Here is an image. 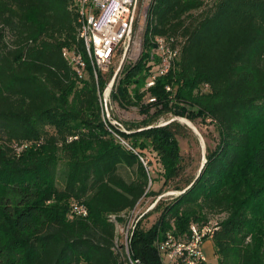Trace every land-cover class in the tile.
I'll return each mask as SVG.
<instances>
[{
	"label": "trees",
	"instance_id": "obj_1",
	"mask_svg": "<svg viewBox=\"0 0 264 264\" xmlns=\"http://www.w3.org/2000/svg\"><path fill=\"white\" fill-rule=\"evenodd\" d=\"M157 35L182 38V49L146 88ZM64 47L87 59L72 0H0V264H126L110 215L157 193L144 150L157 153L164 184L183 171L184 124L144 122L125 132L106 122L98 92L105 80L97 83L88 59L80 77ZM147 94L156 100L145 103ZM113 98L143 114L195 112L219 132L202 171L177 186L182 192L151 226L142 224L151 211L137 222L132 254L160 264L156 239L223 216L212 238L217 264H264V0H152L141 56L124 67ZM25 142L32 145L18 154L14 144ZM74 202L88 215L71 216Z\"/></svg>",
	"mask_w": 264,
	"mask_h": 264
},
{
	"label": "built area",
	"instance_id": "obj_2",
	"mask_svg": "<svg viewBox=\"0 0 264 264\" xmlns=\"http://www.w3.org/2000/svg\"><path fill=\"white\" fill-rule=\"evenodd\" d=\"M72 1L78 16L79 38L84 43L87 59L92 66L97 83L100 78H105L106 71H113L109 85L106 88L98 86L104 119L120 130L129 132L131 130L118 126L105 110H111L110 93L117 77L123 73L124 66L134 64L141 56L146 11L143 6L140 7V0ZM152 41L155 48L151 53L150 64L153 63L154 66L146 88L153 86L158 76L167 74L175 67L183 43L182 38L163 35L153 37ZM63 55L80 77L88 76V61L82 50L77 47H64ZM208 88V84L202 86L203 90ZM167 90L171 91L172 86H167ZM146 99L148 103L156 100L150 94H147ZM108 128L123 146L135 150L129 139L112 130L109 125ZM27 145H32V142H25L22 145L14 144V147L19 154ZM141 160L150 172L152 166L149 158L141 156ZM140 203L141 200L128 212L110 215V219L116 224L115 249L126 256V264H144L132 254L130 239L137 222L153 209L154 205L141 211L138 209ZM88 213L86 205L72 203L71 216H87ZM222 217H214L205 223L192 222L185 235H176L168 231L163 238L156 239L154 246L160 256V264H209L205 244L212 240Z\"/></svg>",
	"mask_w": 264,
	"mask_h": 264
},
{
	"label": "rangeland",
	"instance_id": "obj_3",
	"mask_svg": "<svg viewBox=\"0 0 264 264\" xmlns=\"http://www.w3.org/2000/svg\"><path fill=\"white\" fill-rule=\"evenodd\" d=\"M213 1L214 0H205L207 5L212 4ZM149 2L150 0H140V7L143 6L144 11H146L144 20L145 24ZM111 72L112 70L105 72L104 80L106 85L104 88L110 83L112 77ZM121 76L122 73L117 77L110 93L109 99L111 110H106V112L110 114V118L115 121L118 126L129 130L130 128H134L144 122L161 124L177 118L179 121L181 120L180 122L186 127L183 134L178 137L182 154L183 171L174 182L164 184L161 163L157 153L152 150L151 147L144 150L145 156L150 160L152 166L150 172L154 178V182L150 183V189L157 192L156 194H153L151 193L153 191H151L147 196L141 199V203L138 206L139 210L144 211L148 207L154 205V208L150 210L151 212L145 216L142 222L143 226L148 228L157 220L164 206L170 202L173 197L182 192V190L177 189V186H179V188L183 187L187 182L193 180L199 174L200 168L206 160L208 151L215 149L219 142V132L215 123H213L210 118H204L195 112H190L188 116H184L186 118L181 119L180 116H176L171 110H157V108L152 107L148 113L143 114L140 112L139 106H121L119 102L113 98V93L115 92V89H117V84ZM146 100L145 97L144 102L148 103ZM185 119H190L191 121L189 120V122H191L199 133L186 124ZM64 162L65 159L62 157L59 162L60 167L63 166ZM120 172L124 176H128V169L126 167L122 166ZM205 252L209 258V264L218 263L214 245H212L211 241L206 242Z\"/></svg>",
	"mask_w": 264,
	"mask_h": 264
},
{
	"label": "water",
	"instance_id": "obj_4",
	"mask_svg": "<svg viewBox=\"0 0 264 264\" xmlns=\"http://www.w3.org/2000/svg\"><path fill=\"white\" fill-rule=\"evenodd\" d=\"M175 119H177V118L171 119L170 121H173V120H175ZM177 120H178V119H177ZM170 121H167V122L161 123V125H163V124H167V123H169ZM180 121H181V120H180ZM205 163H206V160L203 162V164H202V166H201V168H200L199 173L202 171V169H203Z\"/></svg>",
	"mask_w": 264,
	"mask_h": 264
},
{
	"label": "bare ground",
	"instance_id": "obj_5",
	"mask_svg": "<svg viewBox=\"0 0 264 264\" xmlns=\"http://www.w3.org/2000/svg\"><path fill=\"white\" fill-rule=\"evenodd\" d=\"M180 118L183 119L182 117H180ZM186 124H188L189 126H191L197 133H199L198 130L188 120H186Z\"/></svg>",
	"mask_w": 264,
	"mask_h": 264
},
{
	"label": "crops",
	"instance_id": "obj_6",
	"mask_svg": "<svg viewBox=\"0 0 264 264\" xmlns=\"http://www.w3.org/2000/svg\"><path fill=\"white\" fill-rule=\"evenodd\" d=\"M211 242H212V240H211ZM212 245H213V242H212Z\"/></svg>",
	"mask_w": 264,
	"mask_h": 264
}]
</instances>
